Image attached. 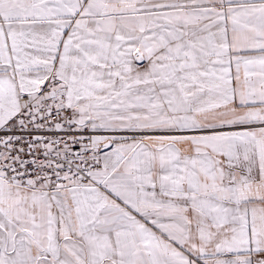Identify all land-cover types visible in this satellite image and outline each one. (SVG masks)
Returning <instances> with one entry per match:
<instances>
[{
    "label": "snow or ice",
    "instance_id": "1",
    "mask_svg": "<svg viewBox=\"0 0 264 264\" xmlns=\"http://www.w3.org/2000/svg\"><path fill=\"white\" fill-rule=\"evenodd\" d=\"M0 264H264V0H0Z\"/></svg>",
    "mask_w": 264,
    "mask_h": 264
}]
</instances>
